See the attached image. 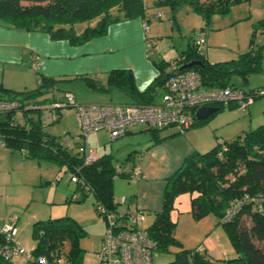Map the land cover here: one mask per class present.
I'll list each match as a JSON object with an SVG mask.
<instances>
[{"label": "rangeland", "instance_id": "rangeland-1", "mask_svg": "<svg viewBox=\"0 0 264 264\" xmlns=\"http://www.w3.org/2000/svg\"><path fill=\"white\" fill-rule=\"evenodd\" d=\"M145 3L143 22L147 23V28L143 27L139 35L130 32L131 35L127 39L142 41L146 45L151 41L147 45L151 60L168 61L176 58L188 47L189 41L202 33L205 42L200 48L209 62L236 58L247 51L259 53L258 68L246 78L238 74L232 75L230 83L247 91L264 87V28L259 26V21L264 19V0L231 3L225 10L214 12L208 21L185 4L172 8L167 4L156 5L152 0H145ZM99 19L97 16L75 23L73 29L81 33L84 28L95 26ZM132 19L135 17L127 20ZM88 66L90 70L97 67L94 64ZM3 69L4 66L1 65L0 77ZM109 70L110 68L108 72ZM26 72L24 85H19L14 91H28L39 86L34 70L27 66ZM107 75V72L103 75L96 74V79L86 71H78L73 76L58 79V90L54 93L41 88L42 91L38 95L21 99L25 104L30 102L38 107H46L53 96L57 98L68 91L75 97L77 104L123 102L124 96L121 92L114 88L106 89V86L101 84ZM7 77L9 73L6 72L4 79H8ZM86 78L103 88L89 86ZM162 92L159 88L156 97ZM0 94L3 95L4 92L0 90ZM27 113L31 115L32 123H35L37 112ZM14 117L20 126L26 121L21 111L16 112ZM259 125H264V95L256 97L246 110L223 108L205 122L183 132H177L175 127L154 130L142 125V131L121 135L128 138L129 144L126 147L129 149L114 147V163L120 164L129 152L133 153L138 160L142 177H115L112 186L114 201L118 202L122 197H126L130 207L139 209H143L141 204H148V209H143L146 211L143 224L150 225L155 218V212L161 208L166 178L182 164L187 155L194 151H208L217 143L229 141ZM42 130L55 138L68 133L75 141L79 125L73 107H68L66 113L56 122L43 125ZM112 142L105 130L91 132L86 138L88 149L98 155L109 153ZM72 150L76 152V149ZM127 203L118 204L117 208L123 210ZM63 216L73 218L84 229L79 239L82 249L80 264H96L95 252L99 248L105 223L95 210L92 194H86L77 187L70 179V171L66 166L26 157L17 148L1 147L0 225L14 218L18 229L16 239L26 247L33 248V223ZM170 217L175 222L173 235L179 245L170 246L167 253L155 251L153 264L170 261L173 253L180 248L194 249L198 246L208 248L209 261L212 264H220L224 259L235 255L224 227L212 212L200 218L192 215L188 192H181L175 197ZM243 223L249 226V217L244 216Z\"/></svg>", "mask_w": 264, "mask_h": 264}, {"label": "trees", "instance_id": "trees-1", "mask_svg": "<svg viewBox=\"0 0 264 264\" xmlns=\"http://www.w3.org/2000/svg\"><path fill=\"white\" fill-rule=\"evenodd\" d=\"M238 1L242 0H153L156 5L167 4L172 8L188 5L206 21L214 12L223 11L229 4ZM145 9V0H0V19L15 26L45 30L52 38L78 43L104 33L110 23L134 17L144 19ZM97 16L100 19L95 26H88L80 34H76L73 29L75 23ZM259 26L264 28V19L259 21ZM200 51L194 46L192 39L176 58L154 61L159 73L144 91L137 90L133 75L128 69L110 70L104 85L106 89L114 88L128 94L132 99L128 103L152 104L160 101L164 89L157 99L156 92L171 74L172 70L169 68L172 65L179 70L197 71L202 85L223 87L236 86L230 83L232 75L238 74L246 78L258 68L260 61L259 53L247 51L234 59L209 62ZM192 60H200L201 64L180 68ZM56 82L57 79L39 74V86L33 90L14 91L1 86L0 90L4 92V96L28 98L38 95L41 88L51 86L58 90ZM86 83L94 88H103L87 78ZM259 88L249 91L256 92ZM255 95L259 97L264 94ZM25 105H30V102ZM34 105L40 109L39 112L42 111V107ZM215 107L217 111L237 108L235 105ZM209 117L195 119L190 127L205 122ZM3 123L6 146L21 150L26 157L66 166L70 176L76 174L82 177L89 189L84 191L80 186L77 187L86 194H92L95 210L100 205L107 209L117 207L118 202L114 201L112 191L116 169L128 160L132 161L133 153H129L118 165L109 153L99 155L89 164H83L77 150L78 141L70 147L64 146L60 141L61 137L55 138L43 132L42 126L47 124L40 119L27 128L10 127L6 116ZM72 149H76V152ZM181 192L190 194L191 213L195 218L212 212L224 227L235 255L224 259L220 264H264V125L247 130L229 141L217 143L208 151H194L166 178L161 208L155 212L153 222L146 228L148 236L156 243V251L167 253L170 246L179 245L173 235L175 222L170 217V210L175 197ZM236 207L238 210L234 212ZM227 212L230 213L229 216H226ZM244 216L249 217V226L244 225ZM83 233V227L68 216L35 221L32 225L35 238L32 253L35 257L42 255L48 260L64 255L69 264H80L82 249L79 239ZM3 262L0 261V264H9ZM164 264L212 263L206 248L198 246L194 249H178L171 260Z\"/></svg>", "mask_w": 264, "mask_h": 264}, {"label": "built area", "instance_id": "built-area-1", "mask_svg": "<svg viewBox=\"0 0 264 264\" xmlns=\"http://www.w3.org/2000/svg\"><path fill=\"white\" fill-rule=\"evenodd\" d=\"M147 28V23L143 24ZM205 37L202 33L194 39V46L200 51ZM151 41L147 42L149 45ZM201 52V51H200ZM171 74L164 82V93L157 103H97L77 104L71 92L42 107L39 112L34 104L25 105L19 97L0 95V148L6 146L3 118L6 116L10 127L20 126L15 120V113L21 111L25 117L22 127L32 124L29 111H36V120L51 124L66 113L68 107H73L79 125V133L75 135L78 141L77 150L83 164H89L98 158L93 150L86 146V138L91 132L105 130L112 139L124 135L134 125H145L150 129L160 130L175 127L178 132L189 129L195 120L196 110L205 106L235 105L238 109L246 110L256 95L264 94V87L256 92L247 91L237 86L210 87L202 85L200 75L193 69L179 70L175 65L170 66ZM56 89L49 86L46 92L54 93ZM31 121V122H29ZM73 136L65 133L61 143L66 147L74 144ZM116 177L121 174L128 178L142 177L137 158L127 161L116 169ZM118 174V175H117ZM70 179L84 191L88 186L82 177L72 174ZM127 198L122 197L118 204H126ZM238 207L234 210L237 211ZM97 214L105 223L98 250L95 252L96 264H153V253L156 243L148 236L147 226L143 224L146 211L132 208L127 203L123 210L107 209L100 205ZM230 213H226L229 216ZM18 229L12 218L0 225V261L9 264H69L64 255L48 260L45 256L33 255V248H28L17 239ZM19 261V263H17Z\"/></svg>", "mask_w": 264, "mask_h": 264}, {"label": "crops", "instance_id": "crops-1", "mask_svg": "<svg viewBox=\"0 0 264 264\" xmlns=\"http://www.w3.org/2000/svg\"><path fill=\"white\" fill-rule=\"evenodd\" d=\"M144 23L146 22H143V19L140 20V18L132 20L122 19L110 23L106 31L100 35L93 36L82 42L73 43L67 39L52 38L48 32L42 29L15 26L0 19V66H4L0 77V86L14 90L17 89L16 87H20L19 85H24L27 66L34 70L37 84L39 74L58 80L73 76L78 71H86L88 75H93V77L98 79L96 74L101 73L103 75L106 72L108 73L110 68V70H130L137 90L144 91L158 75L159 71L154 61L151 60L147 45L142 41L135 42L127 39L132 31L139 35ZM76 34L80 33L76 32ZM225 60L228 59L220 61ZM92 64L97 66L94 70H90L88 66ZM5 71L9 73L8 79H4ZM105 79H107V76ZM105 83L106 80L101 81L102 85ZM161 89L163 90V87ZM118 91L124 96L123 102L132 100L128 94ZM60 97L55 98L53 96L49 104ZM155 99H157L156 96ZM141 126L134 125L130 127L124 135L142 131ZM123 136H121L122 138L112 139L113 142L109 152L111 155L114 147L117 149L124 148V150L129 149L126 147L129 144V140L128 138H123ZM132 156L133 161L136 156ZM141 207L148 209L149 205L141 204ZM205 248L208 252V248Z\"/></svg>", "mask_w": 264, "mask_h": 264}, {"label": "water", "instance_id": "water-1", "mask_svg": "<svg viewBox=\"0 0 264 264\" xmlns=\"http://www.w3.org/2000/svg\"><path fill=\"white\" fill-rule=\"evenodd\" d=\"M200 64H201L200 60H192V61H189V62L183 64L180 68L181 69L189 68V67H192L194 65H200ZM216 111H217V108L215 106L200 107L196 110L195 119L196 120L206 119L207 117H209L210 115H212Z\"/></svg>", "mask_w": 264, "mask_h": 264}]
</instances>
